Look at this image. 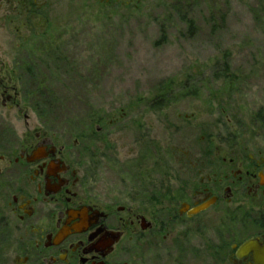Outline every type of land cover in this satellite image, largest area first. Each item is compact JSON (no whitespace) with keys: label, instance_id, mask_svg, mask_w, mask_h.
Returning <instances> with one entry per match:
<instances>
[{"label":"rangeland","instance_id":"obj_1","mask_svg":"<svg viewBox=\"0 0 264 264\" xmlns=\"http://www.w3.org/2000/svg\"><path fill=\"white\" fill-rule=\"evenodd\" d=\"M132 3L113 7L99 0H74L73 15L53 25L57 39L22 41V101L33 118L75 140H83L91 126H107V140L115 141L118 156L106 164V173L102 162L96 176L106 177L112 192L121 180L133 184L136 147L130 139L136 134L153 140L159 153L150 156L162 194L167 184H180L178 174L167 167V145L175 155H182L178 147L194 151L204 145L244 148L255 143L264 148V0ZM45 47L51 51L48 57ZM223 63L237 80L231 90L215 80ZM183 84L190 95L179 98L177 88ZM158 92L168 94L165 105L146 110L147 100H156ZM139 106L143 120L135 115ZM146 119L152 125L143 135L139 128ZM98 120L103 124L94 125ZM178 201L165 197L156 207L173 210ZM218 221L208 222L201 235L192 222L176 224L166 239H179L168 264H230L210 251L207 236L220 230ZM231 231L237 240L250 233L237 227ZM199 235L196 254L192 246ZM15 248L7 231L0 230V264H16Z\"/></svg>","mask_w":264,"mask_h":264},{"label":"flooded vegetation","instance_id":"obj_2","mask_svg":"<svg viewBox=\"0 0 264 264\" xmlns=\"http://www.w3.org/2000/svg\"><path fill=\"white\" fill-rule=\"evenodd\" d=\"M132 1L137 5L146 0L99 4L129 7ZM73 11L74 0H0V230L16 245L14 262L168 264L170 249H178V237L166 242L176 224L192 222L201 235L217 219L220 230L207 236L212 257L253 264L251 254L238 258L236 253L250 240L264 244L263 147H178L182 155H175L167 145V167L178 174L180 184H167L162 194L154 182L153 140L136 134L130 139L136 147L133 184L121 180L119 190L112 192L106 177L96 176L102 162L106 173V164L118 156L115 141L107 140V126L90 127L83 140H75L29 113L22 101V41L57 39L53 25ZM46 50L49 56L50 48ZM154 100H147L146 110L154 111ZM135 115L143 120L140 106ZM151 125L146 119L139 131L147 135ZM165 197L180 201L173 210H159L156 205ZM159 215L164 221H158ZM232 227L250 233L237 240ZM7 228L16 238L12 240ZM200 235L196 244L202 241ZM198 246H192L196 254Z\"/></svg>","mask_w":264,"mask_h":264},{"label":"trees","instance_id":"obj_3","mask_svg":"<svg viewBox=\"0 0 264 264\" xmlns=\"http://www.w3.org/2000/svg\"><path fill=\"white\" fill-rule=\"evenodd\" d=\"M49 52H51V51H49ZM51 59L52 58L50 57V60ZM25 69H26V66H25ZM217 73H218V75L215 77V80L220 82L225 87V89L231 90L233 88V86L235 85L237 80H236V77L231 74L228 64L223 63L219 67V70L217 71ZM188 84H190V80H189ZM188 84H183L182 88H177V93L181 94L179 96V98H184V97H187L188 95H190V88H189ZM170 87H173V86H169V87H167V89H169ZM159 91H160V88H159ZM191 91L193 92L192 89H191ZM167 95L168 94H166V93H160V92L157 93L158 97L156 98V100L153 101V107H154L155 111L161 109V106L165 105V101H163V100ZM146 104L148 105L149 103H146ZM259 115L260 114H258V116H256V117H259ZM102 121L103 120H98L97 123L102 122ZM258 122L261 123V121H258ZM97 123H94V124H97Z\"/></svg>","mask_w":264,"mask_h":264},{"label":"water","instance_id":"obj_4","mask_svg":"<svg viewBox=\"0 0 264 264\" xmlns=\"http://www.w3.org/2000/svg\"><path fill=\"white\" fill-rule=\"evenodd\" d=\"M203 207L196 208L191 211L192 214L198 213ZM252 255L253 264H264V244H259L257 241L250 240L242 244L237 250L236 256L238 258Z\"/></svg>","mask_w":264,"mask_h":264}]
</instances>
